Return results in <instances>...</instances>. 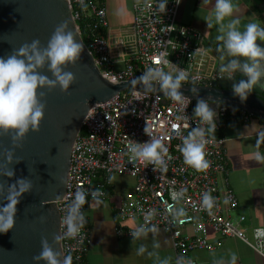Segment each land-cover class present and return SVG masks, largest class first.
<instances>
[{"label": "built area", "instance_id": "2783aa9c", "mask_svg": "<svg viewBox=\"0 0 264 264\" xmlns=\"http://www.w3.org/2000/svg\"><path fill=\"white\" fill-rule=\"evenodd\" d=\"M70 2L78 30L81 34V25L87 37L88 50L110 81H132L154 66L169 72L177 67L183 69L188 77L183 85H200L223 77L220 62L206 48L203 34L192 26L180 24L183 0L179 4L168 0L163 13L158 10L159 0L134 4V35L128 42H119L118 60L105 37L110 26L107 7L96 0ZM253 117L226 107V117L220 111L222 122L216 119L215 128H211L195 116L194 102L188 97L180 104L171 98L129 90L93 106L76 140V161L65 195L58 203L63 233L75 193L87 192L81 209L85 222L75 237L62 240L63 255H71L72 264H89L93 240L87 219L88 203L109 198L108 188L113 178L127 176L135 180V185L121 199L118 215L121 222L135 225L132 228L118 225L119 237H133L131 233L141 226L164 230L172 239L176 264L179 258L185 264L189 260L191 264H199L194 257L196 252L220 247V241L211 240L212 234L238 238L264 256L263 231L256 230L255 242H251L241 227L246 218L240 217L234 222L230 217V212L239 207V200L230 185L226 139L220 135L225 123L239 122L240 118L249 122ZM197 126L207 130L204 151L209 167L202 170L187 165L180 151L183 137ZM260 132H264V124ZM150 137L160 138L168 148L164 155L166 167L140 160L130 153L129 145L147 142ZM181 191L183 196L174 199L173 194ZM205 192L215 198L211 210L202 206Z\"/></svg>", "mask_w": 264, "mask_h": 264}, {"label": "water", "instance_id": "95a60500", "mask_svg": "<svg viewBox=\"0 0 264 264\" xmlns=\"http://www.w3.org/2000/svg\"><path fill=\"white\" fill-rule=\"evenodd\" d=\"M261 8L264 10V5ZM63 21H68L77 39L84 45L80 60L65 69L75 74V82L68 92L61 91L59 87L40 90L45 93L43 100L46 108L39 131L30 130L26 134L21 146L15 149L11 162L7 161L5 155V150L13 147L11 133H0V169H14L15 172L12 177L0 175L5 191L19 178H27L33 185L17 204L13 228L0 233V264H35L33 257L41 251V238L47 237L51 243L53 235L61 233L58 203L65 195L76 161V140L93 106L127 90L169 98L159 90L158 85L146 91L140 84L132 86L130 81L108 80L82 39L70 0H0V56L7 57L14 49L34 39H39L46 46L56 26ZM257 43L264 46L259 39ZM219 48L213 53L220 62L223 77L200 85H182L180 91L193 100L194 108L199 98L208 99L219 123L222 122L220 111L223 118L226 117V107L264 119V88L254 87L245 101L234 95L233 83L246 77L238 72L229 78L221 70L227 58ZM40 71L51 78L47 65ZM193 87L199 89L198 94L192 92ZM41 217H45L44 222H41ZM53 246L62 252V240Z\"/></svg>", "mask_w": 264, "mask_h": 264}, {"label": "clouds", "instance_id": "9594fccd", "mask_svg": "<svg viewBox=\"0 0 264 264\" xmlns=\"http://www.w3.org/2000/svg\"><path fill=\"white\" fill-rule=\"evenodd\" d=\"M168 0H159L158 10L166 11ZM179 4L181 0H176ZM233 0H215L213 11L214 22L219 25L216 39L221 43L218 49L227 58L221 70L229 75V78L236 73H242L246 79H241L232 85L234 95L241 101H245L254 87L264 88V46L257 43V40L264 42V27L256 22H248L243 29L239 27V18L232 17L234 12ZM84 45L77 39L68 21L58 24L46 46L41 44L39 39L25 43L7 57L0 56V133H11L13 147L5 150L7 161L11 162L15 149L21 146V141L31 131H39V126L44 118L46 103L43 98L45 93L40 91L59 87L61 91L68 92L70 86L75 82V74L65 69L69 64L75 65L80 60ZM241 57L246 59L242 60ZM167 63V62H166ZM47 65L51 72V78L43 74L40 69ZM187 73L177 67L174 71H165L164 68L154 66L147 68L139 77L130 81L132 86L140 84L144 90L151 91L159 86V90L166 97L183 104L185 96L180 91L183 82L187 80ZM192 92L198 94L199 89L193 87ZM194 114L200 119L201 124H207L215 128L216 111L210 106L209 100L199 98L194 108ZM206 129L202 126L193 127L188 135L183 137L180 151L184 162L197 169H207L209 162L205 158ZM258 145L264 141V132L258 134ZM130 153L143 161L158 164L166 167L164 155L168 148L160 138L150 137L144 143L135 142L129 145ZM254 159L264 162V154L259 151L255 153ZM0 175L12 177L14 169H0ZM32 182L27 178H19L15 183L8 185L5 191L4 183L0 182V233H6L15 224L17 204L21 196L31 190ZM183 191L174 193L173 198L179 199ZM87 192L78 190L68 207L66 216V230L63 233L53 235L50 243L47 237L41 238V251L33 257L35 264H72L71 255H62L61 251L54 248V244L65 238L75 237L85 222L81 211L86 203ZM215 198L205 192L202 196V206L211 210ZM152 213H148L150 219ZM44 222L45 217H41ZM152 229L141 226L134 232V238L140 237ZM140 251L144 249L141 247ZM235 254L232 256L235 264ZM161 264H168L167 260ZM177 264H185L183 258L177 260ZM191 264V261H187Z\"/></svg>", "mask_w": 264, "mask_h": 264}, {"label": "crops", "instance_id": "0c3cea01", "mask_svg": "<svg viewBox=\"0 0 264 264\" xmlns=\"http://www.w3.org/2000/svg\"><path fill=\"white\" fill-rule=\"evenodd\" d=\"M146 1L150 0H96L108 9L110 26L105 37L115 60L119 58V42L133 38L134 4ZM233 4V16L226 18L225 22L239 18L241 29L250 21L264 26V10L258 11L252 0H233ZM214 7L215 0H183L179 16L180 24L192 26L203 34L211 51L222 43L216 39L219 25L213 19ZM263 124L264 120L257 116L249 122L240 118L239 122L225 123L220 132L226 139L230 185L239 200V207L230 212V217L234 222L240 217L246 218L241 227L251 242H255L256 230L264 233V162L254 159L257 151L264 154V141L257 143V134ZM134 185L135 180L130 177L115 176L108 188L109 198L88 203L87 219L93 240L89 264H161L164 260L176 264L172 239L164 230H150L138 238L117 235L118 225L125 228L135 225L121 222L118 215L121 199L132 191ZM211 240L214 243L220 241L222 245L212 251L196 252L194 257L199 264H233V254L235 264H264V256L238 238H220L212 234Z\"/></svg>", "mask_w": 264, "mask_h": 264}, {"label": "trees", "instance_id": "16d2710c", "mask_svg": "<svg viewBox=\"0 0 264 264\" xmlns=\"http://www.w3.org/2000/svg\"><path fill=\"white\" fill-rule=\"evenodd\" d=\"M256 9L258 11H261V7L264 5V0H252ZM80 25V23H78ZM80 31H81V36H82V39L84 40L85 43H88V40H87V37L85 35V32L83 31L82 29V26L80 25Z\"/></svg>", "mask_w": 264, "mask_h": 264}, {"label": "rangeland", "instance_id": "374dc122", "mask_svg": "<svg viewBox=\"0 0 264 264\" xmlns=\"http://www.w3.org/2000/svg\"><path fill=\"white\" fill-rule=\"evenodd\" d=\"M248 2H249V0H248ZM206 45V44H205ZM206 48L208 49V46H206Z\"/></svg>", "mask_w": 264, "mask_h": 264}]
</instances>
